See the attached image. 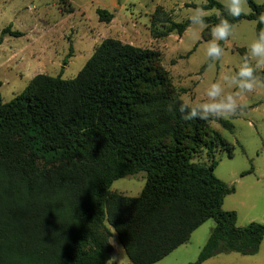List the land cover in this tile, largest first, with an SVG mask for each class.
Listing matches in <instances>:
<instances>
[{
	"label": "trees",
	"instance_id": "obj_1",
	"mask_svg": "<svg viewBox=\"0 0 264 264\" xmlns=\"http://www.w3.org/2000/svg\"><path fill=\"white\" fill-rule=\"evenodd\" d=\"M247 3L251 10L239 19L219 0L192 4L219 10L207 15L203 38L220 19L256 21L264 2ZM96 12L100 21L114 17L107 8ZM159 24L168 25L159 31ZM189 26V17L167 19L161 5L151 15L157 36ZM262 28L256 23V34ZM6 33L23 34L9 24L0 42ZM211 63L207 58L201 71ZM181 101L158 51L112 37L76 76L37 73L11 100L0 93V264H111V227L132 264H152L211 217L214 228L187 264L227 251L256 253L264 222L237 225V212L223 208L233 188L214 172L215 148L227 142L209 123L233 124L183 121ZM202 147L209 162L193 159ZM140 170L147 177L139 195L111 189Z\"/></svg>",
	"mask_w": 264,
	"mask_h": 264
},
{
	"label": "rangeland",
	"instance_id": "obj_2",
	"mask_svg": "<svg viewBox=\"0 0 264 264\" xmlns=\"http://www.w3.org/2000/svg\"><path fill=\"white\" fill-rule=\"evenodd\" d=\"M223 4L225 0H219ZM262 3L264 0H255ZM207 0H0V33L9 24L21 36L6 33L0 42V93L7 102L20 93L37 73L72 78L92 55L95 47L105 38L153 48L159 52L161 63L168 71L172 86L179 97L190 105L206 102V90L215 82L221 83L225 94L234 93L225 78L234 76L241 57L249 44L257 38L256 22L241 19L235 23L234 35L223 44V61L217 68L205 67L206 48L204 28L190 25L181 35L171 32L157 36L151 28V15L158 5L165 17L182 21L193 9ZM97 7L114 13L111 21H100ZM207 15L217 14L216 7L204 8ZM251 9L247 3V12ZM168 24H159L163 31ZM264 28V25H263ZM247 107L242 114L231 117L233 128L227 129L218 121L210 128L218 130L227 144L217 145L214 157L218 160L215 174L233 191L224 197L223 208L237 212V225L251 221L264 222V88L238 97ZM232 156H228V152ZM211 156L202 147L193 159L209 162ZM147 173L121 176L113 181L111 189L137 196L145 184ZM216 221L208 218L168 255L152 264H187L197 259ZM113 246L111 264H132L117 232L111 227ZM264 240V239H263ZM201 264H264V250L244 255L237 251L221 252Z\"/></svg>",
	"mask_w": 264,
	"mask_h": 264
},
{
	"label": "clouds",
	"instance_id": "obj_3",
	"mask_svg": "<svg viewBox=\"0 0 264 264\" xmlns=\"http://www.w3.org/2000/svg\"><path fill=\"white\" fill-rule=\"evenodd\" d=\"M227 15L233 19H239L247 15V0H225L223 5ZM207 12L203 7L197 6L189 17L190 25H198L201 28L208 27L206 23ZM264 25V12L258 14L255 21ZM236 25L229 19H220L217 24L211 27V40L208 41L206 55L212 61L208 68H217L222 63L225 48L229 38L234 35ZM242 63L234 76L225 78L229 86L234 85V93L225 94V89L219 82L212 83L206 90V102L190 105L187 102L179 103L178 111L183 121L200 119H229L242 114L247 107L239 103L238 97L245 94H252L258 88H264V77L257 75L264 72V28L257 34L248 46L247 52L241 57ZM264 250V240L260 243Z\"/></svg>",
	"mask_w": 264,
	"mask_h": 264
}]
</instances>
